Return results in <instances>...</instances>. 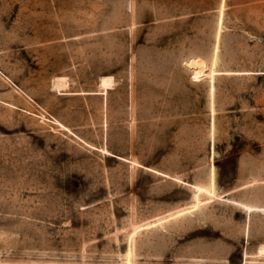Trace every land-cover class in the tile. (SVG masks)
Returning <instances> with one entry per match:
<instances>
[{
    "label": "rangeland",
    "instance_id": "obj_1",
    "mask_svg": "<svg viewBox=\"0 0 264 264\" xmlns=\"http://www.w3.org/2000/svg\"><path fill=\"white\" fill-rule=\"evenodd\" d=\"M262 244L264 0H0V264Z\"/></svg>",
    "mask_w": 264,
    "mask_h": 264
},
{
    "label": "bare ground",
    "instance_id": "obj_2",
    "mask_svg": "<svg viewBox=\"0 0 264 264\" xmlns=\"http://www.w3.org/2000/svg\"><path fill=\"white\" fill-rule=\"evenodd\" d=\"M207 70H208V67H207L206 64H204V63H198L195 66V70H194L195 76L196 77H202V76H204V75L207 74ZM111 84H112V77L111 76L108 75V76L101 77V84L100 85H102V87L104 86V89H103L104 90V93L107 92V90H108V88L110 87ZM199 189L202 190L204 188L203 187H200ZM259 254L264 256V244H262L260 246V248H259ZM129 263H132V261L130 259H129Z\"/></svg>",
    "mask_w": 264,
    "mask_h": 264
}]
</instances>
